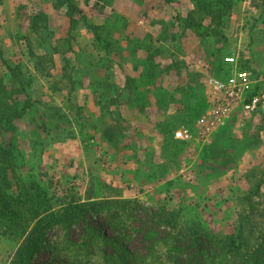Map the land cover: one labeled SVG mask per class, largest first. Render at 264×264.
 <instances>
[{
	"label": "rangeland",
	"instance_id": "rangeland-1",
	"mask_svg": "<svg viewBox=\"0 0 264 264\" xmlns=\"http://www.w3.org/2000/svg\"><path fill=\"white\" fill-rule=\"evenodd\" d=\"M241 69L264 78V0H0V264L15 259L36 210L74 200L138 201L137 229L160 210L176 214L178 232L240 235L253 248L264 112L232 125L209 158L219 133L207 141L199 125L206 78ZM27 106L18 130L3 131ZM45 124L59 125L60 141L32 144L26 134ZM140 150L152 160L137 161ZM13 192L30 198L23 209L8 203ZM141 238L133 249L145 252Z\"/></svg>",
	"mask_w": 264,
	"mask_h": 264
},
{
	"label": "trees",
	"instance_id": "trees-1",
	"mask_svg": "<svg viewBox=\"0 0 264 264\" xmlns=\"http://www.w3.org/2000/svg\"><path fill=\"white\" fill-rule=\"evenodd\" d=\"M28 107L15 113L9 126L1 127L2 130L17 131L18 125L14 122L28 114ZM58 128L59 125L45 124L30 130L26 136L31 137L32 144L41 145L43 142L45 145L54 140L52 133ZM231 129L232 125L218 132L217 136L215 134L205 158L217 153L221 140ZM0 150L9 152L1 145ZM12 187L8 184L6 189ZM5 196L17 210L23 209V204L30 200L18 192ZM136 206L139 202L132 200H74L59 209L36 210L31 231L11 264H49L40 261L44 254H49L52 263L60 264H264V231L260 241L253 248L246 249L240 235L221 238L212 232L193 228L178 232L175 213L152 209L146 210L148 224L137 229ZM58 227L64 231L63 237L49 238ZM162 229L170 230L164 239L159 234ZM76 232H80L78 239L73 238ZM136 234L142 237L145 252L133 249Z\"/></svg>",
	"mask_w": 264,
	"mask_h": 264
},
{
	"label": "built area",
	"instance_id": "built-area-1",
	"mask_svg": "<svg viewBox=\"0 0 264 264\" xmlns=\"http://www.w3.org/2000/svg\"><path fill=\"white\" fill-rule=\"evenodd\" d=\"M226 64L235 67L236 61L228 58ZM205 85L209 111L199 123L205 139L231 125L244 128L248 119L264 112V78L252 71L235 70L227 79L209 75ZM184 138H190L187 131Z\"/></svg>",
	"mask_w": 264,
	"mask_h": 264
},
{
	"label": "crops",
	"instance_id": "crops-1",
	"mask_svg": "<svg viewBox=\"0 0 264 264\" xmlns=\"http://www.w3.org/2000/svg\"><path fill=\"white\" fill-rule=\"evenodd\" d=\"M153 136H154V135H153ZM153 136H152V137H153ZM204 139H205V138H204ZM206 140L208 141L209 139H206ZM50 141H51V142H50L51 144H55L56 142H59L60 140L58 141V140L54 139V140H50ZM146 160L150 162V161L152 160V155H151L149 152H148L147 154H145L144 152H142V150H140L139 153H138V155H137V161H141L142 164H143V163L147 162ZM142 164H141V165H142ZM121 175H122V174H121ZM105 176H106V175H105ZM106 177H107V176H106ZM106 177H105V178H106ZM121 177H122V176H121Z\"/></svg>",
	"mask_w": 264,
	"mask_h": 264
}]
</instances>
